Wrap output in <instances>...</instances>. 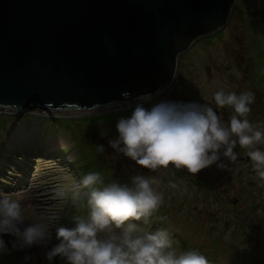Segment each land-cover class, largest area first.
Wrapping results in <instances>:
<instances>
[{
	"label": "rangeland",
	"instance_id": "1",
	"mask_svg": "<svg viewBox=\"0 0 264 264\" xmlns=\"http://www.w3.org/2000/svg\"><path fill=\"white\" fill-rule=\"evenodd\" d=\"M234 4L223 29L197 39L178 56L175 82L163 100L209 104L228 123L234 111L218 108L214 93L221 88L237 94L251 91L255 101L248 118L260 125L264 124V0ZM123 111L62 118L0 113V196L20 199L29 222L44 215L55 243L56 227L71 226L73 218L88 213L86 201H73L70 191L68 198H58L57 188L70 190L89 172L101 173L105 184L129 183L138 174L156 177L164 204L149 224L137 222L141 228H166L178 252L199 251L210 264H264V181L251 160L246 161L247 150L237 144L234 151L244 157L241 162L222 158V168L214 164L196 176L172 165L152 172L108 144L118 135L116 123ZM35 122L42 127L46 144L29 145V126ZM17 135L20 143L8 145ZM99 145H104L103 153L97 151ZM239 167L245 169L240 176ZM170 180L183 183L172 189ZM3 238L8 250L0 253V264H49L43 247L16 250L8 243L12 237ZM52 264L65 262L57 257Z\"/></svg>",
	"mask_w": 264,
	"mask_h": 264
},
{
	"label": "water",
	"instance_id": "2",
	"mask_svg": "<svg viewBox=\"0 0 264 264\" xmlns=\"http://www.w3.org/2000/svg\"><path fill=\"white\" fill-rule=\"evenodd\" d=\"M234 3L0 0V113L78 117L155 97L178 56L227 25ZM30 129V146L45 143L38 122Z\"/></svg>",
	"mask_w": 264,
	"mask_h": 264
},
{
	"label": "clouds",
	"instance_id": "3",
	"mask_svg": "<svg viewBox=\"0 0 264 264\" xmlns=\"http://www.w3.org/2000/svg\"><path fill=\"white\" fill-rule=\"evenodd\" d=\"M255 95L237 94L223 88L214 93L218 108H231L228 123L216 110L197 101L161 100L144 93L128 105L130 115L116 123L118 135L108 144L136 165L155 172L170 165L196 176L223 159L236 161L237 144L247 150L253 170L264 181V124L249 120ZM97 151L103 153L104 145ZM183 181L168 182L178 189ZM156 177L135 175L129 183L105 184L99 172H89L69 190L57 188L55 195L73 201H86L87 215L73 218L71 226L52 228L44 215L29 222L20 199L0 196V253L8 250L4 236L13 249L43 247L49 264L59 257L65 264H210L199 251L178 252L166 228L145 230L164 204ZM163 219V218H161Z\"/></svg>",
	"mask_w": 264,
	"mask_h": 264
},
{
	"label": "flooded vegetation",
	"instance_id": "4",
	"mask_svg": "<svg viewBox=\"0 0 264 264\" xmlns=\"http://www.w3.org/2000/svg\"><path fill=\"white\" fill-rule=\"evenodd\" d=\"M173 81H174V80H173ZM173 81H172V83H173ZM172 83H171V85H173ZM171 85H170V87H171ZM170 87H169V88H170ZM169 88H168V89H169ZM168 89H167V90H168ZM167 90H165V91L162 92L161 94H159V95L153 97V103L163 100V98H164V96H165ZM133 103H134V102H133ZM128 105H129V104H128ZM128 105H127L126 108H123V110H124V111H123V115H124V116L130 115V110L128 109ZM217 113H218V111H217ZM242 159H244V157H237L236 161H240V162H241ZM245 159H246L247 162L251 160L250 157H245ZM236 161H234V162H236ZM231 167H233V166L231 165ZM244 170H245V169H244L243 167H239V168H238L237 172H238L239 176L243 173Z\"/></svg>",
	"mask_w": 264,
	"mask_h": 264
},
{
	"label": "bare ground",
	"instance_id": "5",
	"mask_svg": "<svg viewBox=\"0 0 264 264\" xmlns=\"http://www.w3.org/2000/svg\"><path fill=\"white\" fill-rule=\"evenodd\" d=\"M179 62V61H178ZM178 66H179V64H178ZM175 82V81H174ZM17 116V115H16ZM19 117V116H18ZM29 127H31V126H29ZM28 129V128H27ZM21 131H19L18 133H19V135H20V137L22 138L23 136H22V134L20 133ZM30 132H32V131H30ZM33 133V132H32ZM19 135H17V136H15L13 139H10L9 141H8V145H10V144H12V143H15L14 141H19V143H20V137H19ZM32 135V134H31ZM28 143V142H27ZM40 144L42 143V142H39ZM24 145V144H23ZM26 145H28V144H26ZM29 146V145H28ZM30 147V146H29ZM24 150V149H23ZM28 152V151H27ZM34 152V151H33ZM11 153V152H10ZM23 201H26L27 202V199L25 198V199H23Z\"/></svg>",
	"mask_w": 264,
	"mask_h": 264
},
{
	"label": "trees",
	"instance_id": "6",
	"mask_svg": "<svg viewBox=\"0 0 264 264\" xmlns=\"http://www.w3.org/2000/svg\"><path fill=\"white\" fill-rule=\"evenodd\" d=\"M234 5H235V4H234ZM234 5H233V7H234ZM233 7H232V10H231L232 12H233ZM234 10H235V7H234Z\"/></svg>",
	"mask_w": 264,
	"mask_h": 264
}]
</instances>
